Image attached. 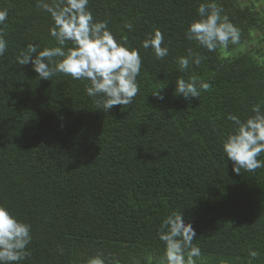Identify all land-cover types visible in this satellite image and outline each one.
Segmentation results:
<instances>
[{"label":"trees","instance_id":"obj_1","mask_svg":"<svg viewBox=\"0 0 264 264\" xmlns=\"http://www.w3.org/2000/svg\"><path fill=\"white\" fill-rule=\"evenodd\" d=\"M209 2L239 29V42L251 40L259 13L237 0H89L94 20L142 59L132 103L105 112L85 94L87 81L42 80L18 64L27 45L54 46L52 21L37 0H0L8 10L0 24V205L32 236L19 264H84L98 252L108 264H156L164 249L157 230L172 211L193 223L199 259L264 264V168L237 175L222 151L228 114L244 120L264 104V63L185 38ZM155 29L169 50L162 59L141 47ZM188 49L204 59L182 72L178 58ZM181 77L211 87L186 101L174 91Z\"/></svg>","mask_w":264,"mask_h":264},{"label":"clouds","instance_id":"obj_2","mask_svg":"<svg viewBox=\"0 0 264 264\" xmlns=\"http://www.w3.org/2000/svg\"><path fill=\"white\" fill-rule=\"evenodd\" d=\"M89 0H37V8L47 13L52 25L48 34L54 46L42 50L29 44L17 57L20 66L31 65L39 79L51 80L57 74L73 80L87 81L85 94L96 98L98 109L105 112L117 105H129L139 92L137 77L140 75L142 59L136 48L125 47L108 30L106 21H95L88 8ZM222 9L215 3H200L197 8L198 20H193L185 32V38L195 41L209 52L218 48L227 50L229 44H237L240 32ZM8 18V10L0 9V24ZM123 27L129 31L132 25ZM164 36L159 29L153 30L142 42L141 47L151 49L157 59L169 54L162 47ZM70 45V46H69ZM7 50V41L0 35V56ZM188 54L178 58L179 69L183 72L191 65H200L204 57L188 49ZM211 87L201 82L197 88L196 78L175 80V94L188 101L198 98L201 90ZM162 89L154 96L163 100ZM254 115L241 120L228 114L233 129L222 141L225 158L232 162V171L239 175L241 169L255 172L264 168L259 157L264 153V104L252 107ZM157 236L164 244L162 264H196L201 249L193 244L197 232L192 222H186L182 211H172L159 224ZM31 225L18 220L6 207L0 205V264H19L30 252ZM259 253L249 251L255 259ZM84 264H108L102 252L88 257ZM111 264H119L112 260Z\"/></svg>","mask_w":264,"mask_h":264},{"label":"rangeland","instance_id":"obj_3","mask_svg":"<svg viewBox=\"0 0 264 264\" xmlns=\"http://www.w3.org/2000/svg\"><path fill=\"white\" fill-rule=\"evenodd\" d=\"M242 7H250L259 13V26L251 32V40L249 42H238L230 44L227 50L222 47L220 52L227 53L228 56L237 55L238 53L248 52L254 56L255 60L264 63V0H237ZM161 255L156 264H162ZM196 264H209L203 259H196Z\"/></svg>","mask_w":264,"mask_h":264}]
</instances>
